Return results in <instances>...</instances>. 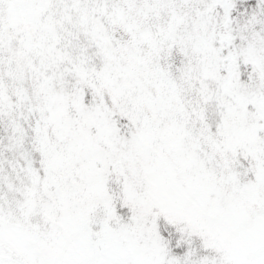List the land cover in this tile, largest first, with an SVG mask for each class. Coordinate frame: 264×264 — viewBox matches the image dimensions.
<instances>
[{
    "label": "snow or ice",
    "instance_id": "6c2138e0",
    "mask_svg": "<svg viewBox=\"0 0 264 264\" xmlns=\"http://www.w3.org/2000/svg\"><path fill=\"white\" fill-rule=\"evenodd\" d=\"M0 264H264V0H0Z\"/></svg>",
    "mask_w": 264,
    "mask_h": 264
}]
</instances>
